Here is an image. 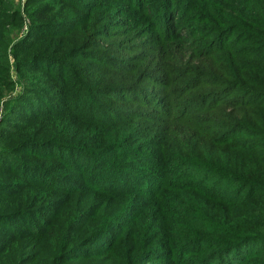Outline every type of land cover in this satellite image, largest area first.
Wrapping results in <instances>:
<instances>
[{
	"label": "rangeland",
	"instance_id": "1",
	"mask_svg": "<svg viewBox=\"0 0 264 264\" xmlns=\"http://www.w3.org/2000/svg\"><path fill=\"white\" fill-rule=\"evenodd\" d=\"M163 2L0 0V16L23 21L0 20L9 35L7 43L0 41L2 264H48L40 255V249L51 248L45 236L74 238L65 243L70 248L85 243L75 253L86 260L64 264H98L121 231L114 249L123 251L120 257L161 264L170 246L207 249L196 240L215 232L205 234L197 224L223 219L225 232L248 240L250 253L240 264H264V181L253 179L257 162L264 166V113L238 126L223 119L227 107L209 112L206 86L195 88L193 66L200 62H176L166 47ZM181 3V18H195L203 35L217 28L205 19L221 15L220 30L237 36L244 43L238 47L254 57L264 37V0ZM216 59L224 62L225 55L207 61L204 85L214 81ZM51 62L64 68L54 77L58 66ZM249 87L234 95L251 99L243 92ZM23 140L25 153L7 158L4 149ZM207 140L229 143L214 152ZM71 151L79 163L93 157L108 170L91 185L82 168L69 166ZM118 168L134 182L125 180L124 189L114 191L122 194L97 189L100 181L121 183L114 173ZM152 174L160 179L158 186ZM17 209L14 217H5ZM7 219L12 228L3 223ZM182 221L193 224L183 228ZM216 228L210 225L211 231ZM6 235L16 237L15 244L7 245ZM56 258L55 264H63Z\"/></svg>",
	"mask_w": 264,
	"mask_h": 264
},
{
	"label": "trees",
	"instance_id": "2",
	"mask_svg": "<svg viewBox=\"0 0 264 264\" xmlns=\"http://www.w3.org/2000/svg\"><path fill=\"white\" fill-rule=\"evenodd\" d=\"M6 6L10 5L6 3ZM160 8H162L164 12V29L169 36L166 42V47L171 51V55L174 56L175 61L180 63L182 62L181 60H183V62L187 61L188 66H193V64L197 61H199L201 64L196 67L193 66V70H196V68H198L195 71V88L206 86L205 91H207V97L205 98L211 101L209 112L218 113L220 110V106L227 107L228 109H230V112L228 114L225 113L223 115V119L226 118L234 121L238 126L244 122V118H254L257 116L255 114L257 112L264 113V103L262 99L264 97V37L260 41L258 49L255 50V54L253 55L254 57H252L251 55H247L245 53L244 48L246 47H238L240 44L244 43H241L237 36H227V33H225V31L220 30L219 27L221 26V24L218 22V20H223L221 15L213 14L209 16L216 17L217 21L208 18L205 19L204 23H213L217 25V28L213 29L212 33L203 35L195 26V24L197 23L195 18L189 20H187L186 17L181 18L179 14V12L182 10L181 0H164L162 5H160ZM0 18H2L0 19L2 21H10L13 24H18V21L23 22L22 18H18L16 15L11 16V18H9V16H7L6 18L0 16ZM43 18L41 20H43ZM200 24L203 23L200 22ZM48 32L52 31L48 30ZM200 38H205L206 41H202ZM0 41L2 43H7L9 41V35L6 29H0ZM211 41H213L212 43L215 45L218 43V46H211V44L209 43ZM244 42H246L245 46H247V42L249 41L246 40ZM224 55L225 70L221 69L222 63L224 62L221 61L219 63L216 59V65L213 66L211 73V78L214 79V81L208 82L206 85H204L202 83V78L204 77L203 70L209 67L207 64L209 62L208 60ZM229 56H231L233 61H227V58ZM51 64L52 66H58L57 68H54V71L52 70L53 77L57 74H60L64 70V68L61 65H58V63L56 62H51ZM246 85H250L251 87L243 90V92H250L251 99H242V97H237V95H234L235 92H237L238 90L240 92L241 87ZM163 86L170 87L168 84H163ZM221 88H223V91H220V93H218V90H221ZM220 94H223L224 96L219 97ZM234 116H243V119H234ZM223 129L225 130V127ZM229 130V132H233L232 128H229ZM227 137L231 138L229 136ZM26 141L27 140H23L15 147L9 148V151L7 149H4L5 151L3 153H6L5 156L7 158H10L11 160L16 158L13 156L14 154L21 155L25 153L22 148L24 147V143H26ZM226 143L229 142L223 141L216 143L214 141L207 140L208 147L211 148L214 152H217L220 148L225 147ZM252 148V150L255 149V147ZM232 150L237 154H242L237 149L233 148ZM86 152L87 151H85V153ZM57 155H61V153ZM76 157L77 156L75 155V152L71 151L69 166H71V168H82L84 178L88 177V182H90L91 185H93V183L91 182L95 178H98L97 176L99 175L98 173L100 171L108 170L105 167L107 163L103 162L100 159L93 160V157H90L86 161L79 163V157L78 159ZM257 161H259V159L254 161V163H256ZM245 163L247 164L246 166H248L250 162ZM257 166V173L253 175L255 176L253 179L256 178L264 181V166L262 162H257ZM11 173L14 172L11 171ZM114 173L117 174L118 178L121 180V183L113 185L100 181L101 187H98L97 189H100L101 191L107 190L109 192H114L115 190L124 189L123 187H121V185L125 183V180L134 182L130 177L122 174L121 168L114 170ZM152 176L154 178V185L158 186L157 184L160 182V179H156L158 176L155 174H152ZM147 184L148 183H146L145 185ZM114 187L120 188L113 189ZM114 193L122 194L123 192ZM19 210L20 209L5 213V217L12 218L19 213ZM8 220L9 219L3 221V223L8 225L9 228H12V225L9 223L10 220ZM213 221H201V223L197 224V227H202L204 229L205 234H212L213 232H215L213 233L215 234V237H198L196 240V243H198L200 247L203 245H207V249L201 250L200 248H196L195 250L187 249L186 251L183 248L170 246L167 247L165 252L163 253V259L165 261L161 264H240L241 262H243V257L249 256L250 253L249 246L247 244L248 240L243 239L246 237L238 235L231 231L225 232V219H223L219 224H217L216 221ZM188 224L193 223L182 221L183 228H188ZM211 224H216L218 226V229L216 228L211 231ZM260 224H263L262 219ZM229 226H232V223H229ZM254 226L258 225H252V227L250 228L252 229L254 228ZM4 233L7 234L6 232ZM5 234L2 235L5 236ZM123 234L124 233H122L121 231L117 239L115 238V244H113L109 248V250L105 251L104 254H107L108 257H106L104 260L99 261L98 264H135L134 260L127 257L126 254L125 258L120 257L123 251H114L118 240L123 236ZM29 235L33 236V234ZM6 240L7 245L9 243L15 244L16 237L6 235ZM42 240H44L45 245L51 246L50 249H40V255L47 258L49 262L48 264H55L54 262L55 260H57V256L63 259V264L79 258H83V260H86L84 259L86 257L77 256L75 253L79 252L81 246L85 243L78 244L74 248L71 247V249L68 244L65 245L68 238L62 239L57 237L55 240H52L49 236H45ZM73 240L75 239L72 238L68 241L72 242ZM186 242L187 239H182L183 246L187 244ZM3 251L4 250L0 252V257L3 256ZM189 258H193L192 261L189 260ZM0 264H2V260H0Z\"/></svg>",
	"mask_w": 264,
	"mask_h": 264
}]
</instances>
